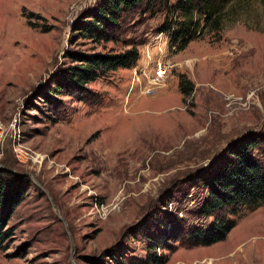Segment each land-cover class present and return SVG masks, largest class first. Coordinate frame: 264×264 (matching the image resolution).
Segmentation results:
<instances>
[{"label": "rangeland", "instance_id": "obj_1", "mask_svg": "<svg viewBox=\"0 0 264 264\" xmlns=\"http://www.w3.org/2000/svg\"><path fill=\"white\" fill-rule=\"evenodd\" d=\"M98 2L0 0V168L28 185L0 264H95L104 249L142 259L144 233L157 239L164 211L195 221L198 178L226 144L264 134L262 0H223L219 28L200 22L181 49L156 31L164 10L142 6L120 13L109 40L73 34L74 21ZM131 45L134 65L87 83L96 102L61 96L48 105L37 96L69 63L65 51ZM160 61L171 68L154 81ZM181 76L192 84L184 98ZM233 218L222 240L177 245L163 251V264H264V207Z\"/></svg>", "mask_w": 264, "mask_h": 264}, {"label": "trees", "instance_id": "obj_2", "mask_svg": "<svg viewBox=\"0 0 264 264\" xmlns=\"http://www.w3.org/2000/svg\"><path fill=\"white\" fill-rule=\"evenodd\" d=\"M223 0H99L72 24L73 34L94 40L111 39L110 29L118 25L121 12L142 6L144 11L164 10V18L157 32L165 33L171 43L181 49L195 36L200 22L213 29L219 28L216 6ZM264 3V0H262ZM216 9V11H215ZM196 12L201 19L195 17ZM179 13V14H178ZM176 14V18L172 15ZM178 16V17H177ZM64 57L69 63L55 71L50 85L39 90L37 96L45 104L69 96L84 103H94L97 95L87 83L104 77L116 68H130L139 57L135 45L119 52L67 50ZM178 90L183 98L192 91L190 81L179 77ZM44 104V105H45ZM61 117L55 116L53 120ZM220 162L212 171L198 178L202 193L193 210L195 221L183 219L176 213L164 211L163 229L157 239L144 233L145 253L142 259L121 254L111 249L92 257L95 264H163V251H172L177 245L205 246L222 240L234 226V216L241 209L264 207V134L247 132L230 141L222 151ZM27 181L7 169L0 168V250L7 247L12 235L8 224L15 208L23 200ZM166 199L162 206L166 205ZM165 210V209H161ZM107 259V260H106Z\"/></svg>", "mask_w": 264, "mask_h": 264}, {"label": "built area", "instance_id": "obj_3", "mask_svg": "<svg viewBox=\"0 0 264 264\" xmlns=\"http://www.w3.org/2000/svg\"><path fill=\"white\" fill-rule=\"evenodd\" d=\"M170 68H171L170 63L164 62V61L158 62L154 68L153 80L156 81V80L164 78L170 71ZM261 87L264 88V83L261 85ZM252 95L253 94L250 93L249 95L244 96V98H239L241 105L247 107L250 101L252 100V97H251Z\"/></svg>", "mask_w": 264, "mask_h": 264}, {"label": "bare ground", "instance_id": "obj_4", "mask_svg": "<svg viewBox=\"0 0 264 264\" xmlns=\"http://www.w3.org/2000/svg\"><path fill=\"white\" fill-rule=\"evenodd\" d=\"M166 151V150H165ZM162 155V154H161ZM201 263V262H200ZM208 264H212V259L209 260Z\"/></svg>", "mask_w": 264, "mask_h": 264}]
</instances>
